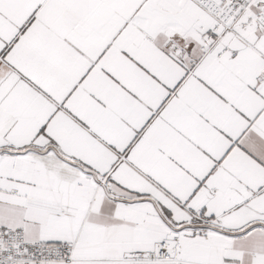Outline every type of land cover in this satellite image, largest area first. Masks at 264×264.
Returning <instances> with one entry per match:
<instances>
[{
	"label": "snow or ice",
	"instance_id": "obj_1",
	"mask_svg": "<svg viewBox=\"0 0 264 264\" xmlns=\"http://www.w3.org/2000/svg\"><path fill=\"white\" fill-rule=\"evenodd\" d=\"M0 264H264V0H0Z\"/></svg>",
	"mask_w": 264,
	"mask_h": 264
}]
</instances>
